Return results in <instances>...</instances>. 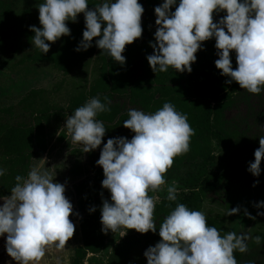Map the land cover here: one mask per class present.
I'll return each mask as SVG.
<instances>
[{
    "label": "clouds",
    "instance_id": "1",
    "mask_svg": "<svg viewBox=\"0 0 264 264\" xmlns=\"http://www.w3.org/2000/svg\"><path fill=\"white\" fill-rule=\"evenodd\" d=\"M38 10L42 27H30L35 33L31 43L44 54L50 51L49 42L71 36L68 22H77L80 14L85 18V30L77 52L91 48L95 39L102 55L123 66L126 46L143 34L144 7L139 0H105L91 9L89 0H43ZM217 12L227 13L219 23L213 19ZM155 14L156 43L150 45L154 54L147 57L154 73L167 72L169 67L191 73L204 42L215 39L219 57L215 66L222 76L229 77L226 83L236 82L256 95L264 91V0H164ZM233 51L235 69L230 55ZM104 100L91 98L67 115L66 126L57 135L66 132L73 143L82 145L85 154L100 148L107 129L97 116L111 110L110 99ZM127 115L123 127L135 135L131 140L109 138L96 161L104 172L102 187L111 193V202L103 199L100 209L102 231L123 233L127 229L155 234L159 228L162 239L145 251L147 264H237L234 252L248 251L246 241L251 237L247 234L222 235L203 212L183 203H177L159 226L154 219L159 197L149 192L162 191L174 158L190 151L195 131L187 115L170 102L154 113L132 108ZM259 143L255 161L248 168L256 177L261 175L264 161V136ZM38 161L41 163L33 165L27 177H15L10 196L0 197L4 201L0 205V238L7 234L6 251L17 264H60L56 254L66 250L76 230L70 219L73 204L66 197V186L55 182L52 168L45 167L47 159ZM5 172L0 168V177ZM177 192L173 182L167 187V199L177 201ZM254 206L264 209V201ZM239 213V207L231 208L227 216ZM244 215L255 219L247 210ZM258 215L264 216V212ZM260 241V236L255 237L257 244Z\"/></svg>",
    "mask_w": 264,
    "mask_h": 264
},
{
    "label": "trees",
    "instance_id": "2",
    "mask_svg": "<svg viewBox=\"0 0 264 264\" xmlns=\"http://www.w3.org/2000/svg\"><path fill=\"white\" fill-rule=\"evenodd\" d=\"M104 2L105 0H89V8H94ZM139 2L144 7L142 16L143 34L142 38L126 46L123 53L126 58L125 65L122 66L112 60L107 54L102 55L103 50L96 46L95 39L92 42V47L88 50L76 51L83 39V31L85 30L83 14L79 15L77 22H68L71 36L61 37L55 43L49 42L50 51L47 54L35 48L34 55L23 61V63L29 61L33 64L43 63L52 66L58 72L63 73L64 76L73 75L83 61L92 59L94 56H98L101 63L97 69L96 80L89 89L85 88L73 95L69 94L68 108L61 106V102L57 99L62 89L60 84L52 90L39 89L31 91L19 103V113L16 112L14 107L4 108L0 105V168L6 170L5 175L0 177V197L10 196V191L16 184L15 177L17 175L27 177L35 159H39L44 155L48 148L46 140L49 133H47V127L50 123L61 122L66 117L65 111L72 114L91 98L98 97L104 103V98L107 97L111 101L109 105L111 110L97 116V119L101 120L107 129L103 143H106L109 138L124 137L125 134L131 131L123 127V121L128 119L129 104H131L130 109L134 108L145 113H154L161 109L164 103L170 102L177 111L187 115L188 122L195 131V135L191 137L190 141L192 147L190 150L191 157H189L190 159L201 157L203 162L197 165L195 174H188L189 179L186 181L182 192L177 195V201H169L166 197L163 204L156 209L154 219L157 226L170 214L177 203H183L191 210L202 212L206 199L220 204L225 202L230 187L229 181L237 174V167L233 166L230 171L221 175H216L208 168L215 157L204 153V147L201 143H204L202 136L206 133L202 128L204 127L207 133L219 139L222 143H226L223 135L225 131L222 130L225 126L222 111L227 104L222 105L221 95L229 89L230 93L224 97V101L226 99L230 104L231 98L240 92L241 88L236 82L226 83L229 77L222 76L220 71L207 79L208 87L212 93L211 98H198L193 93L190 78L191 75L201 72V66L204 62L203 55L206 51L204 44V50L198 51L196 54L197 61L192 65L191 73L186 71L180 73L171 67L167 72L154 73L147 57L154 54V50L150 45L156 43L154 38L156 30L153 25V20L156 19L155 8L160 6L164 0H139ZM40 3H43V0H0V49L8 47L11 42L22 41L28 45L32 44L31 39L35 33L30 31V27H42L38 10ZM177 6L178 4L172 8L173 12ZM217 14L227 15L226 12H217L213 15ZM230 55L232 66L235 69L237 67L235 51ZM219 78H221V81ZM216 81L219 84L221 82L223 88L221 91L214 89L217 84ZM245 91L243 93L251 97L247 103L250 107L251 116L253 112L260 110L256 106L262 104L264 109V91L259 95ZM253 100H255V105ZM203 102L205 107L203 116H201L197 111L201 110ZM212 118L221 131H213ZM255 119L256 122H259L257 117ZM200 120H203L204 124L202 126L199 124ZM65 137L64 134L62 139H65ZM259 138L252 142H246L252 148L254 147L256 151L260 147ZM103 143L100 148L91 152L90 169L83 163L84 153L81 150L72 151L75 158L70 171L72 178L73 180L85 178L84 181L75 185L74 190L78 197L79 209L86 215L81 222L84 247L75 250L72 264H79L80 260L86 258L89 251L92 253L99 252L103 247V241L107 237L109 239L111 236L110 241L115 240V238H112L113 232L109 231L104 234L101 224L100 209L102 201L103 199L109 200L111 196V193L102 187L104 172L103 168L97 166L96 163L100 158V156L98 158V155L101 154L99 151L103 148ZM188 155L189 152L175 157L172 167H179ZM96 157L97 159H94ZM92 173L94 176H90ZM261 180L264 181L263 176ZM92 208H95L96 211L91 212L90 209ZM207 220L222 235L228 232V225L223 214H214V216L207 217ZM99 232L103 236L101 239H99ZM257 236L261 237V241L259 244L254 241L249 253H257L256 250L259 249V255L261 256L262 251H264V221L259 223ZM161 239L158 228L155 234L149 232L142 234L140 237L129 236L122 242L117 240L112 246L114 257L110 259V256L107 264H147L145 251L150 246H155ZM234 256L236 260L243 259V253H234Z\"/></svg>",
    "mask_w": 264,
    "mask_h": 264
},
{
    "label": "rangeland",
    "instance_id": "3",
    "mask_svg": "<svg viewBox=\"0 0 264 264\" xmlns=\"http://www.w3.org/2000/svg\"><path fill=\"white\" fill-rule=\"evenodd\" d=\"M223 17L222 14L213 15L214 22L219 23ZM155 21L156 19L153 20V25L156 30L157 25ZM215 44V39L204 42L206 51L203 55L204 62L201 66V72L191 75L190 78L192 84L191 89L198 98H211L212 93L208 87L207 79L220 72L215 66V61L219 58ZM34 49L32 44L28 45L22 41L11 42L8 47L0 49V105L2 107H14L16 112L19 113V103L31 91L39 89L52 90L56 85L60 84L62 89L57 99L61 102V106L68 108L69 94L73 95L85 88L89 89L95 82L98 75L97 69L101 63L98 56L83 61L73 75L64 76L63 73L58 72L52 66L43 63L33 64L29 61L23 63L28 57L34 55ZM219 80L221 81V78H219ZM216 83L214 89L221 91L223 89L221 82L219 84V82L216 81ZM229 91L228 89L221 95L222 105L225 106L227 104L222 111L225 121V126L222 130L225 131L223 135L226 143H222L219 139L211 136L203 127L202 130L206 135L202 136L204 143L201 144L204 147V153L215 157V160L211 161L209 164L208 168L210 170L216 175H221L230 171L233 166H236L237 174L229 181L230 187L225 202L220 204L219 202H212L206 199L202 212L206 217H211L218 213L223 214L228 225V232H236L238 235L247 234L251 237V239L246 241L248 251L243 253V259H237V264H250V262H253V264H264V251H262L261 256L259 255V249L256 250L257 253H249L250 247L255 241L259 223L264 221V216L258 215V212H264V209H258L254 206L264 201V181L261 180L262 176L264 178V161L261 163L262 171L259 177L254 176L248 171L250 163L255 161V148H252L246 142H252L258 137L264 136V109L262 104L256 106L257 108L259 107L260 110L258 112H253L251 116V112H249L250 107L247 104L251 97L243 93L246 91L241 89L240 92L231 98L230 104L226 99L224 101V97L230 93ZM254 102L255 100H253V104L255 105ZM130 105L131 104L128 106L129 109L131 108ZM204 107L205 103L203 102L201 110L199 112L197 111L201 116H203ZM65 115L67 117V115H71V112L65 111ZM66 117L59 123H50L47 127V133H49L46 140L48 142V148L41 158L47 159L45 167L52 168L50 171L53 180L66 186V197L73 204L74 209V214L70 216L76 228L73 237L74 240H79L78 248H80L84 247L81 222L85 219L86 215L79 209L78 197L74 187L84 181L85 178L82 177L79 180H73L70 171L75 161L72 151L82 149V145L73 143L71 137L67 136L66 132L64 133L67 136L65 139H62L64 134L57 135V133L66 126ZM255 117L259 119V122H256ZM199 124L202 126L204 124L203 120H200ZM212 129L214 132L220 130V128H217L213 118ZM134 135L132 131H129L124 137L131 140ZM191 147L192 145H190V150ZM101 150L102 149H100L99 152H101ZM190 152L191 151H189L187 159H185L179 167H171L165 173V180L167 183L162 186V191L156 193L149 192V195L159 197L156 201L155 211L163 204L164 198L167 197V187L175 182V186L178 189L177 195L180 194L186 181L189 179L188 174H195L197 165L203 162L201 157L190 159ZM99 156L100 155H98V158ZM39 159L35 160L33 165L41 163L38 161ZM94 159H97V157ZM83 162L89 169L91 168L89 165V153L85 154ZM90 176H94L93 173ZM109 202H111V196L109 197ZM236 207L240 208V213L238 215L227 216L228 211ZM245 210H247L251 216L255 217V219H249L245 216ZM77 213L78 215H76ZM127 231V229H124L123 233H112V238H115L113 241H110L111 236L109 239L106 236L107 239L103 241L102 249L97 253H92L91 251L87 252L86 258L80 260L79 264H107L110 256V259L114 257L112 253L113 243L117 240L121 242L125 241L129 236L134 235L140 237L142 235L135 230ZM124 234L126 235L124 236ZM99 237V239L103 237L101 232H99ZM234 253L241 254L238 250ZM74 255L75 252L73 254L72 251L70 254V262H73ZM131 258L133 259V257Z\"/></svg>",
    "mask_w": 264,
    "mask_h": 264
},
{
    "label": "crops",
    "instance_id": "4",
    "mask_svg": "<svg viewBox=\"0 0 264 264\" xmlns=\"http://www.w3.org/2000/svg\"><path fill=\"white\" fill-rule=\"evenodd\" d=\"M3 199H0V205L3 204ZM6 236L7 234H5V237L0 238V264H17V262L15 260H13L6 251ZM79 240H74V237L69 240L66 244V250H62L57 252V257L60 261V264H72V262H70V254L73 251V254L75 252V250L79 247ZM73 257V256H72Z\"/></svg>",
    "mask_w": 264,
    "mask_h": 264
},
{
    "label": "flooded vegetation",
    "instance_id": "5",
    "mask_svg": "<svg viewBox=\"0 0 264 264\" xmlns=\"http://www.w3.org/2000/svg\"><path fill=\"white\" fill-rule=\"evenodd\" d=\"M65 136H66V134H65ZM67 137V136H66ZM76 150H81L82 151V149H76ZM90 154L91 153H89V159H90ZM84 157H85V153H84ZM84 163V162H83Z\"/></svg>",
    "mask_w": 264,
    "mask_h": 264
}]
</instances>
